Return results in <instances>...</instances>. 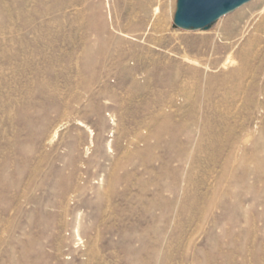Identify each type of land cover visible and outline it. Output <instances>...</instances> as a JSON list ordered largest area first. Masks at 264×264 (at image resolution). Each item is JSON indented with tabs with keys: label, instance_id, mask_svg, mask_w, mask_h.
<instances>
[{
	"label": "rangeland",
	"instance_id": "obj_1",
	"mask_svg": "<svg viewBox=\"0 0 264 264\" xmlns=\"http://www.w3.org/2000/svg\"><path fill=\"white\" fill-rule=\"evenodd\" d=\"M176 4L0 0V264H264V0Z\"/></svg>",
	"mask_w": 264,
	"mask_h": 264
},
{
	"label": "water",
	"instance_id": "obj_2",
	"mask_svg": "<svg viewBox=\"0 0 264 264\" xmlns=\"http://www.w3.org/2000/svg\"><path fill=\"white\" fill-rule=\"evenodd\" d=\"M253 0H177L174 28L208 31L222 17Z\"/></svg>",
	"mask_w": 264,
	"mask_h": 264
},
{
	"label": "bare ground",
	"instance_id": "obj_3",
	"mask_svg": "<svg viewBox=\"0 0 264 264\" xmlns=\"http://www.w3.org/2000/svg\"><path fill=\"white\" fill-rule=\"evenodd\" d=\"M118 27H119V25H118ZM225 28H226V31L228 30L227 34H224L226 38H222L220 42L225 41L227 48H230V52H229L228 56L225 58V64L224 65L225 66H233V65L235 66L236 65L237 69L232 71V76L240 78L243 75H246L248 73V71H249L248 69L250 68V66L253 65V64L251 65L253 59L259 58L260 50L258 52L256 51L257 53H254V50L257 47H259L260 44L264 43V19L262 21H260L258 24L254 25L252 31L245 29L238 36L235 35L233 24L230 23V24L226 25L224 27V29ZM218 46L219 45L214 44L213 48L214 49L218 48ZM194 65H196V64H194Z\"/></svg>",
	"mask_w": 264,
	"mask_h": 264
}]
</instances>
